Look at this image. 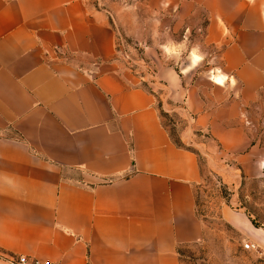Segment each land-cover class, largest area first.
<instances>
[{"label":"crops","instance_id":"crops-1","mask_svg":"<svg viewBox=\"0 0 264 264\" xmlns=\"http://www.w3.org/2000/svg\"><path fill=\"white\" fill-rule=\"evenodd\" d=\"M143 2L144 13L113 19L143 45L160 105L117 61L108 13L86 0H0V264L20 255L38 264H195L186 250L204 235L200 155L212 170L252 162L243 118L264 87L262 1ZM190 38L200 58L177 71L164 60L179 57L168 48ZM207 46L217 67L196 70ZM162 111L176 120L178 141Z\"/></svg>","mask_w":264,"mask_h":264},{"label":"rangeland","instance_id":"rangeland-1","mask_svg":"<svg viewBox=\"0 0 264 264\" xmlns=\"http://www.w3.org/2000/svg\"><path fill=\"white\" fill-rule=\"evenodd\" d=\"M86 1L90 6L108 13L110 22L115 28L113 15L128 18L133 12L140 14L145 11L144 0ZM261 1L264 10V0ZM116 30L118 29L116 28ZM122 36L129 58L125 57L124 51L118 50L117 61L125 69L143 79V87L156 95L157 104L160 105L162 88L154 89V86L160 81L154 79L155 84L149 86L147 84L149 79L140 66L143 62L138 65L131 60L140 61L142 58L145 64L150 67L143 55V45H136L123 34ZM190 39L192 40L188 41V46L181 50L168 48V52H174L179 57L177 61L172 60L171 62V57L164 60L174 66L177 71L189 64L193 54H199L196 52L195 40ZM204 53H206L205 60L199 64L196 70H209L217 67L216 50L207 46L204 48ZM198 57L200 58L199 55ZM162 113H164L162 115L164 126L172 139L178 141L179 127L176 120L167 112L162 111ZM243 124L253 146V159L248 166L242 168L236 161L226 159L223 161L224 168L222 170H212V163H207L208 159H203L200 155L202 183L197 189V214L203 222L204 235L200 241L186 250V255L195 264H264V87L258 92L256 100L244 112ZM204 137L202 139L206 140ZM223 208L242 229L235 227L224 217ZM244 222H250L257 229V235H255L257 241L251 237H254L253 229H246ZM244 243H253L254 247L245 249Z\"/></svg>","mask_w":264,"mask_h":264},{"label":"built area","instance_id":"built-area-1","mask_svg":"<svg viewBox=\"0 0 264 264\" xmlns=\"http://www.w3.org/2000/svg\"><path fill=\"white\" fill-rule=\"evenodd\" d=\"M116 35H117V42H116L117 52H119L118 50H122L125 52V57L129 58L128 52L125 51L123 36L119 30H116ZM136 45H138V44H136ZM54 50L57 53L61 52V49L58 47L54 48ZM131 60L133 63L138 64V65L140 62H143L142 64H140V66L143 68V71H145V76L148 77V79L150 80V81L147 80V84L149 86L155 84V80L153 78V75H154L153 70L147 64H145L144 60L142 58L140 59V61L133 60V59H131ZM243 247L245 249H250V248L254 247V244L253 243H244ZM14 262L17 264H38L37 260H33V262H29L27 256H25V255L18 256L16 259H14Z\"/></svg>","mask_w":264,"mask_h":264},{"label":"trees","instance_id":"trees-1","mask_svg":"<svg viewBox=\"0 0 264 264\" xmlns=\"http://www.w3.org/2000/svg\"><path fill=\"white\" fill-rule=\"evenodd\" d=\"M162 115H164V113L161 112ZM253 222V221H252Z\"/></svg>","mask_w":264,"mask_h":264}]
</instances>
